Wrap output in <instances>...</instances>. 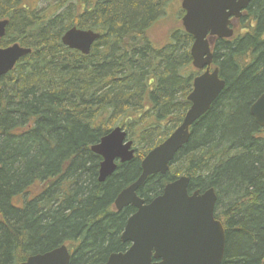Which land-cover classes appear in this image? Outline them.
Segmentation results:
<instances>
[{"label":"trees","instance_id":"16d2710c","mask_svg":"<svg viewBox=\"0 0 264 264\" xmlns=\"http://www.w3.org/2000/svg\"><path fill=\"white\" fill-rule=\"evenodd\" d=\"M174 1L0 0V19H9L0 46L32 49L0 81V264L61 245L71 264H98L123 248L133 210L116 211L115 198L180 125L199 74L183 27L162 46L149 36ZM236 23L232 38L214 40L224 91L169 171L138 193L150 201L181 176L191 192L214 188L218 205L228 200L222 264H264V129L250 112L264 93V0H251ZM73 26L100 32L88 55L62 43ZM117 126L135 157L100 182L91 147Z\"/></svg>","mask_w":264,"mask_h":264},{"label":"water","instance_id":"95a60500","mask_svg":"<svg viewBox=\"0 0 264 264\" xmlns=\"http://www.w3.org/2000/svg\"><path fill=\"white\" fill-rule=\"evenodd\" d=\"M251 0H182L185 11L182 25L193 36L192 64L204 70L193 81L187 99L191 106L181 124L159 145L151 149L141 162V172L130 185L117 195L114 205L118 211L133 206L132 214L122 233L123 241L132 246L125 253H113L106 262L98 264H222L226 252V228L215 218L217 193L214 188L203 192L189 191L190 179L181 176L168 182L163 192L146 202L138 191L155 174H166L176 154L191 137L192 126L204 116L226 87L219 67L214 61L213 38H231L232 19L241 18ZM9 19H0V42L4 38ZM100 32L69 28L62 43L70 49L88 55ZM32 52L31 48L14 43L0 46V81L16 64ZM259 127L264 128V93L250 107ZM91 150L102 158L99 166L100 182L112 176L118 163L135 157L133 141L120 126L115 127ZM71 253L61 245L44 253L31 255L21 264H71ZM152 257L161 259L152 263Z\"/></svg>","mask_w":264,"mask_h":264},{"label":"rangeland","instance_id":"374dc122","mask_svg":"<svg viewBox=\"0 0 264 264\" xmlns=\"http://www.w3.org/2000/svg\"><path fill=\"white\" fill-rule=\"evenodd\" d=\"M27 2H34L35 0H26ZM37 1V0H36ZM182 0H175L171 5L170 10L168 11V16L161 20L159 23L154 25L149 30V36L153 40L155 44L158 46L165 45L169 41L170 32L176 28L183 27L182 26V17L184 15V10L181 6ZM179 9L183 10L182 17L179 18L178 15L180 13ZM234 26H237V23H234ZM264 135V134H263ZM228 200H225L218 205V209L216 208L217 215L220 217V220L224 221L223 207L227 206Z\"/></svg>","mask_w":264,"mask_h":264},{"label":"flooded vegetation","instance_id":"af4514ba","mask_svg":"<svg viewBox=\"0 0 264 264\" xmlns=\"http://www.w3.org/2000/svg\"><path fill=\"white\" fill-rule=\"evenodd\" d=\"M173 181V180H172ZM206 190V189H205ZM205 190H203V191H205ZM196 191V190H195ZM201 192H203L202 190H200ZM194 191H190V193H193ZM217 193V192H216ZM218 201H219V196H218V194H217V202H216V208H217V205H218ZM147 202H149V201H147ZM128 207H132V210H133V212L128 216V218L132 215V214H134L135 212H136V209L133 207V206H128ZM114 208H115V210L116 211H118L117 209H116V207H115V205H114ZM125 208H127V207H125ZM124 209V208H123ZM122 209V210H123ZM121 210V211H122ZM215 211H216V209H215ZM118 212H120V211H118ZM218 216H217V212L215 213V218L216 219H218L217 218ZM128 218H127V220H128ZM127 220H126V222H127ZM126 224V223H125ZM125 227V226H124ZM123 231H124V228H123ZM123 231L121 232V234H120V240H121V242H122V244H123V248L121 249V250H118V251H116V252H112V253H110V255L111 254H113V253H125V252H127L128 250H129V248L132 246V243L130 242V241H123L122 240V233H123ZM109 255V256H110ZM72 256H73V254H72ZM109 256H108V258H109ZM72 258V257H71ZM108 258L106 259V261L108 260ZM106 261H104V262H106ZM152 263H158V262H160L161 260L160 259H156V258H154V257H152Z\"/></svg>","mask_w":264,"mask_h":264}]
</instances>
